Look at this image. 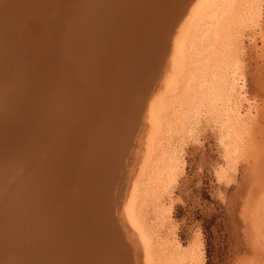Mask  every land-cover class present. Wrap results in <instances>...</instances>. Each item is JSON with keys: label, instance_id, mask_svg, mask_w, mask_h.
Returning <instances> with one entry per match:
<instances>
[{"label": "bare ground", "instance_id": "6f19581e", "mask_svg": "<svg viewBox=\"0 0 264 264\" xmlns=\"http://www.w3.org/2000/svg\"><path fill=\"white\" fill-rule=\"evenodd\" d=\"M173 1L177 2V0ZM173 1L168 3L172 2L174 7ZM180 1V5L179 3L177 5L178 13L174 14L177 18L174 20L170 17L173 22L170 20L163 30V26L155 21L158 24H156L157 29L155 27L157 31L152 30L153 33L151 32L150 35L145 34L144 38L150 40L149 47L154 45L155 49L161 48L163 56L160 62L157 60V68L154 69L155 73L152 75L154 82L150 85L152 86L151 89L148 87L150 89L148 92L151 91L150 94H153L157 87L159 88L160 82L168 81L170 85L174 84L176 86L173 85L174 92L166 97L163 102L164 106L168 108H170L169 105L175 103L177 95L181 94L176 88L187 89L186 91L193 95V102L189 104L184 114V117L186 115L185 119H187L186 134L188 137L192 135L199 122L208 116L219 136V145L223 152L224 165L219 167L215 173V178L218 184L222 183L227 186L231 181L229 175L235 173L237 163L243 158L242 148L254 118L253 102L249 101L245 94L244 81L238 73L237 59L231 60L230 55L233 51L230 50L229 46H225L227 38L224 47L221 46V59L219 63L217 62L220 65L214 67L216 69L212 72L209 71L211 74V77L207 76L210 77L209 80L204 79L202 83L196 86L193 84L195 80L197 81L196 74H199L198 72L201 71L202 74L205 70L207 71V64L210 63L207 59L210 56L208 52L214 47L216 29L227 23L226 29L224 28L221 32L223 37L230 28L229 23L236 30L252 29L260 17V7L257 5V0H242L243 4L238 8L235 5L241 0ZM130 2L133 4L128 5ZM137 3L138 0H0V253L6 247L13 254L18 247L34 248L33 245L42 243L33 252L28 248L32 253L26 249L30 256L27 255V252H24L23 256L25 257L16 255L12 259V264H47L46 255L48 252L45 251L47 240L49 239L50 245L54 246L56 241L51 239L54 235L57 238H60L61 235L62 237L63 235L66 236V239L71 238L73 234L67 237L66 231L69 234L78 225L79 218L76 217H79L81 211L66 216L67 213L64 212L68 210L67 208L63 214L59 211L62 215L56 216L59 219L58 223L55 221L57 224L50 223L56 228L55 230L52 229L53 227H50L52 230L46 228L53 234L50 235L51 232L46 233L48 236L43 234L46 231L44 227V229L42 228L43 222L41 220L48 219L47 216L50 211L47 209L55 201H57V205L61 204L62 196L67 195L66 193H69L70 189L62 185L63 188H66L63 194V188L62 193H60L61 190L60 192H51L49 186L52 184L60 185L62 179L64 180L66 177V171H69L70 168L78 167V170H76V176H71L68 180L70 181L73 177L79 179L80 175L84 176L88 170V165L85 163L95 162L97 159L100 164L101 162L105 163L100 166L103 181L95 184L96 190L94 189L88 200L92 202L93 206H97L95 209L96 216L97 218L100 217L105 229L112 232L109 238L111 243L106 246L107 249H110L109 253L98 257L101 252L96 249L92 252L94 258L91 257L94 261L101 259L102 262V259H105L108 264H132L134 263L132 259L136 260L137 258L139 248L143 246V248L145 247L144 251L147 250L151 237L144 225V220L140 216L141 210H138V203L135 204L132 202L133 200L124 201L126 179L125 182L122 179L125 178L127 168L133 157V145L136 146L135 144L138 143V132L142 130H140L141 126L145 125L144 120L142 123L139 122V117L141 118L142 115L140 112L142 105L148 106L149 94L138 96L139 93L135 90L134 84L139 81L138 77L144 75L138 74L139 71L135 67L139 68L138 65L141 64L133 58L130 59V57L125 56V61L123 59L124 66L129 65V59L133 60L135 66L126 67V71L123 65L120 66L121 69L117 72H122L120 75L125 73V76L121 75L123 77H120L118 73L117 75L122 79H119L116 74H112L114 75L113 78L110 75L112 70L118 69L116 68L118 63L114 64L113 61V56L117 55L118 52L116 49L119 48L117 46L115 51L112 49L114 48L112 44H118L116 43V41L118 42L117 36L115 39L113 30L118 27L119 30L124 31L122 33V30L119 31L124 36L120 34L121 37L118 38L121 39L122 44L119 45L121 48L123 46V50L127 49L126 51H131L133 45H137L134 44L136 43L135 40L137 41V34L142 33V30H139V24L137 25L138 28L137 26H130L129 29L127 27L128 23L130 25L131 22L135 21L133 11L140 9ZM142 10L144 15L147 14L146 9ZM136 12L139 13V10ZM163 20L165 19L163 18ZM160 21L162 23V20ZM156 37L159 42L152 40ZM99 39L100 43L98 44L99 41L97 40ZM105 45L109 48L105 49ZM148 48L142 46V50H140L145 53ZM106 50L112 54H109L111 56L106 61L107 65L104 61L106 66L102 67L103 63L100 62L107 54L105 53ZM149 52L151 51L149 50ZM120 54L118 53V55ZM149 54L151 55V53ZM139 57L136 58L139 59ZM165 58H168L166 65L164 63ZM216 61L218 60L216 59ZM63 66L69 70L67 76L64 75V70H58V67ZM196 81L197 84L199 81ZM105 84L108 87L105 88ZM60 88L62 93L60 92V95L55 97ZM118 88L125 89V91H119ZM145 90L147 92V89ZM167 95L168 92L165 96ZM31 96L38 102L29 104ZM114 101L119 105V107L117 105V109L111 108ZM3 103H6V107L2 106ZM243 105L247 108L245 115L240 112ZM77 109H81V112ZM122 110L126 113L121 116L118 112ZM31 115L37 116L34 118ZM106 115L108 116L102 119ZM70 116L75 120L73 126L63 125L62 119L66 120L65 117L70 118ZM153 118L155 117L153 116ZM33 119H36L35 122ZM41 119L45 120V124L37 125ZM81 119L87 121L84 129L87 128L89 136L96 133L95 137L93 136L94 140L87 143L90 148L87 144L85 150L82 148L86 152L85 154L83 152L82 160L80 159L82 152L79 155L77 153L81 151L80 148L84 145L74 138V134H77L74 132H80L78 123ZM69 121L71 120L68 119ZM82 123L85 124V122ZM43 131L50 133L46 141L37 139ZM82 133L85 134L82 131L79 134ZM124 135L125 138L120 137ZM105 138L108 140L105 141ZM120 141L129 142V146L120 149L122 146ZM75 145H78L76 153L73 152ZM109 145L111 148L103 152V149ZM92 148L99 152H93L97 159L94 157L95 155L92 156L93 153H89V151L92 152ZM175 150L173 149V154L171 152L165 158V165L155 174L157 177L160 176L157 179V186L159 187L173 183L182 170L183 162L180 154L182 149ZM74 153L76 155H73ZM93 157L94 159H91ZM4 158L5 160H3ZM66 158H74V160L70 161ZM100 164L97 162V165ZM118 165L120 167L117 168ZM6 166L9 167L3 171ZM113 168H117V173L115 170L112 171ZM52 172L57 177L55 180L49 179V173ZM115 174L118 175L115 176ZM54 175L52 174V176ZM85 176L83 180L81 179L82 181H87V176L86 179ZM58 177L59 181H57ZM113 179L116 182L112 184ZM77 181H75V185H77ZM84 182L82 183L85 184L86 182ZM79 189H82L81 185ZM63 199L65 200V198ZM67 200H71V196ZM74 201L72 199L71 203ZM139 202L142 203V201ZM69 205L68 208H70ZM74 209L76 208L74 207ZM71 210L73 209L71 208ZM78 210L80 209L78 208ZM74 217L75 220H73ZM75 231L77 232V230ZM74 235L76 234L74 233ZM77 235L79 236V234ZM69 241L71 240L69 239ZM87 243H89V246L87 245L89 249L92 244L94 247L93 240H88ZM84 244L86 245V243ZM63 245L64 247L67 246L62 249L64 256H66L71 253L70 248L72 246ZM60 246L62 247V245ZM56 248L54 249L56 250ZM57 253L60 254L59 251ZM57 253L55 251V255ZM172 255L169 254L168 264H193L197 261L191 253L187 254L180 248H177L174 258H171ZM49 257L52 258L53 256L50 255ZM2 259L3 257L0 256V263H2ZM53 260L51 264L58 263L56 258L53 257ZM10 261L9 264H11ZM72 261L69 262L72 263ZM91 261L93 264V260ZM95 262L100 264L98 261Z\"/></svg>", "mask_w": 264, "mask_h": 264}, {"label": "rangeland", "instance_id": "374dc122", "mask_svg": "<svg viewBox=\"0 0 264 264\" xmlns=\"http://www.w3.org/2000/svg\"><path fill=\"white\" fill-rule=\"evenodd\" d=\"M170 1L171 0L169 1L168 0H138L137 5L140 6V9H136V10L137 11L139 10V13L136 12V10L133 11L134 14L133 19L136 22L130 21L131 24L129 25L128 23L127 26L129 29L130 26H137L139 24L138 25L140 28L139 30H142V33L137 34V41L135 40L136 43L134 44H137L138 46L133 45L132 50H134L135 48L133 52L132 50L131 51L128 50L129 52L126 51L127 49L123 50L122 49L123 46L121 48V46L119 45L121 44L120 42L121 39L118 37H121L120 34L124 31L122 29H121L122 31L119 30L118 27L113 30L116 33V34L113 33L115 35L113 36L114 38L117 36V39L116 38L115 39L118 40V42L116 41V43L118 44H112L114 48L112 47L111 48L113 49V51H115L114 49L118 47L119 48L118 50L116 49V51H118L116 53L117 55L113 56L114 64L118 63L116 67L118 69L112 70L111 71L112 73L110 72L111 77L112 76L114 77L115 74L117 75L118 73L117 71L121 69L120 66L125 65L124 61L126 57H130V59L133 58V60H137L141 64L138 65L139 68H137V66L135 67L139 71L138 74L140 76L141 75L146 76V77L141 76L142 78L138 77L139 81H136L137 83L134 84L135 90L136 92L139 93L138 96L149 94V100L147 102L148 106H144L143 104L140 110L142 115L141 118L139 117V122L142 123L143 122L142 120H144L145 125L143 124L142 125L143 128L142 126L140 128V130L141 129L142 130L141 131L139 130L140 132H138L139 133L138 135L140 137L139 136L137 137V142L139 144L136 143L135 144L136 146L133 145V151H132L133 157L129 163V167L127 168L128 174L126 173L127 177L125 176V178H123L124 180L122 179V181L124 182L126 179V183H125L126 191H124L125 193L124 201L133 200L132 202H134L135 204L138 203L137 205L138 210L139 211L141 210L140 216L142 220H144L143 221L144 225L146 226L149 232V236L151 237L149 241L150 246L148 245L147 250L145 249V251H144L145 247L143 248V246L142 247L140 246L141 248H139L140 250L138 249L137 258L136 260L132 259L134 261V263L132 264H168L169 254H173L171 258H174L175 257L174 253L177 252V248H180L181 251H184L187 254L191 253L194 257H196V260L198 262L196 261V263L193 264H264V0H257L258 2L257 5L260 7V17L257 21L256 26L253 27L252 29L236 30V28H234V26H232V24L229 23L230 28L227 27L229 29L226 32L225 37H223L224 35L221 34V32H223L224 28L226 29L225 25H227V23L222 24L223 28L222 25H220L216 29V39H215L216 41L214 42V47L210 50V52H208L210 56H208L207 58L210 60V61L208 60V62L210 63L213 61L214 62L211 63V65L210 63L207 64L208 65L207 71L205 70V72L204 73L202 72V74L200 73L201 72L200 71L198 72L199 74H196L197 75L196 79L197 81H199L197 84L195 83L196 80L194 81V84L191 83L194 86H196L202 83L204 79L209 80V78L211 77L210 72L216 69L214 67H218V65H220L218 63L220 62L221 59V53H220L221 46L224 47L223 45H225V43L227 42L225 46H229L230 50L232 49L231 51H233L231 52L232 54L230 55L231 60L237 59L236 62L238 65V73L241 75V78L244 81L245 94L247 96V99L253 102V115H254L253 121L248 131V135L245 139V143L242 148L243 158L240 159V161L237 163L235 173L233 175L231 174L229 175L231 181L227 186H224V184L222 183L218 184L215 178V173L217 172L219 167H222L224 165L223 152L219 145V136L216 132V129L213 128V125L210 119L208 118V116H206L207 118H204L201 120V122H199V125L196 126L197 127L196 131L192 134L193 136L189 135L188 137V134H186L185 129L187 128V126L185 124L187 119H185L186 115L184 117V114L186 113L189 104L193 102L192 101L193 95L189 94L190 92L188 91L189 92L188 93L186 91L187 89L176 88V90L178 89L177 91H179L181 94L177 95V98L178 97L179 98L175 99L176 104L174 103L172 105H169L170 108H168L164 106L163 102L166 97L170 96L171 93L174 92L175 90L174 84L170 85L168 81H165L167 83L160 82L159 88L157 87L156 91L154 93L152 92L154 95L150 94L151 91L148 92L152 87L150 85L154 82V77L152 78V75L155 73L156 70L155 68H157V62H158L157 60H159L160 62L163 56L161 53L162 51L161 48L157 47L155 49L154 45L149 47L150 40L144 37L146 35H150L151 32L153 33V31H157L156 30L157 23H160L163 26L162 29L164 30V28L169 24L168 22H170L171 19L175 20L177 18L175 17L176 12L178 13L179 10V8H177L178 7L177 5L178 3L180 5L181 1L179 2V0H177V2L175 3V1L172 0L175 8L171 4L172 2L168 3ZM241 1L237 2V4L235 5L236 8H238L240 5L243 4V1L242 2ZM131 4L133 3L130 2V4L128 5ZM141 8L144 10L146 9L147 14L144 15V13L141 12L142 10ZM165 9L168 11H166ZM168 13L171 14L169 15ZM156 14L158 15V17L155 18V16H157ZM172 14L173 16H171ZM163 18L167 20L165 21L163 20ZM159 20H162V23L161 21L159 22ZM155 21H157V23ZM171 22H173V20H171ZM119 31H121V33H119ZM117 33L119 36L117 35ZM121 35L124 36V34ZM152 40L159 42L157 37ZM97 41H99L98 42L99 44L100 39ZM141 45L143 46V48L149 47L148 50L145 49L146 50L145 53L147 55L144 52H141L142 50ZM106 48L108 49L109 46L105 45V49ZM137 49L139 50L141 49V50L137 51ZM149 50L151 52H149ZM105 53H107L108 56H105L107 55ZM105 53L103 60L100 62L103 63V65L101 64L102 67H105L107 65L106 61L111 56V55L109 56V54H112V52L110 53V51L108 53L107 50ZM118 53L119 54L122 53L120 54L121 57L120 55H118ZM149 53H151V55ZM144 54L146 55V58ZM137 56L138 57L140 56L142 58L139 57L138 59L136 58ZM149 56L151 57L148 58ZM153 58L156 60H154ZM130 59L128 60L129 65L124 66L125 71L127 70L128 67L135 66L133 60ZM216 59L218 61H216ZM167 60L168 58L164 62L165 65L167 64L166 63ZM104 61L106 65H104ZM149 64H151L152 66H150ZM63 67H58L59 68L58 70L59 71L64 70L65 71L64 75L67 76L69 70H67L66 67L64 68ZM120 73L122 72H119L118 74L120 75ZM124 74L121 75L125 76ZM121 75L120 77H123ZM20 76H18V78H20ZM95 76L98 77V75L96 74ZM199 76L202 78L200 79ZM207 76L210 77L208 78ZM127 80H129V78ZM164 84L167 85L168 87L165 86ZM136 85L138 88L136 87ZM106 87H108L107 84H105V88ZM148 87H150V89ZM145 89H147V92H145L146 91ZM117 90L119 91L123 90V92L125 91V89L122 88H118ZM53 91L55 92V90ZM60 92H61V88L58 89L57 95H55V97L56 96L58 97L60 95ZM167 92L168 95L165 96ZM37 102H38L37 99H34L32 96L30 97L29 104H33ZM111 105H112L111 108H116L118 104L116 101H114L113 104ZM2 106L6 107V103H3ZM77 110L81 112V109H77ZM246 110L247 108L243 105L240 110L241 114L245 115ZM148 111L151 116L148 114ZM119 113L122 116L126 112L122 110L118 112V114ZM31 116L35 118L37 115H31ZM107 116L108 115L103 116L102 119L106 118ZM153 116L155 118H153ZM159 116L161 117L160 119ZM65 118L66 120L62 119V122L64 123L63 125L73 126L74 123L73 121H75L74 118L72 116H70V118L68 117ZM68 119L71 121L68 122ZM35 120L36 119H33L34 122ZM44 121H45L44 119H41V121H39L37 125H42L43 123L45 124ZM81 122H85V124L83 123L81 124ZM79 123L78 125H80V127L78 126V129L80 132H74L77 133L74 134L75 135L74 138H76V141L78 140L81 142V144L84 145V147L82 146L80 148L81 151L77 153L79 155L82 152L80 154L81 155L80 159H81L82 156H84V154L86 153L83 151L85 150L84 148H86L88 142H92V140H94L95 137L94 135L96 133L93 134L94 137L92 135L89 136V133L87 132V128L84 129V127L87 124V121L85 119L83 120L81 119ZM81 131L85 132V134L83 133L79 134L81 133ZM77 135L80 136L78 137ZM48 136H50V133L43 131L37 139L46 141ZM120 137L125 138V135ZM107 140L108 138L107 139L105 138V141ZM121 144L122 146L120 147V149H125L129 146V142L126 141L122 142ZM77 146L78 145H75V148L73 150V152L75 151V153L78 149ZM89 146L90 145H88V147ZM110 148L111 146L109 145L107 148L103 149L104 150L103 152L107 151ZM180 148L182 149L180 154L182 156L181 159L183 165H182V170L178 174L176 180L171 184L161 185L160 187L157 186V179L160 176L157 177L155 175L156 172H158L159 169L165 165L164 164L165 158L169 156V154L173 151V149L178 150ZM94 150L92 148V152L89 151V153L96 152ZM75 153L73 155H76ZM94 155L95 153L92 154V156ZM94 157H96L97 159L96 155ZM94 157L91 159H94ZM67 159L69 158H66V160ZM3 160H5V158ZM69 160L73 161L74 158L72 159L70 158ZM97 162L100 164V161H98V159L95 162L85 163L86 165H88V170L84 173V176L85 175L87 176V179L85 176V179L87 181L84 180L86 183L82 181L84 177L83 175H80V177L81 176L82 177L81 178L79 177V179L74 177L71 179L73 180L72 183L74 182L73 183L74 185L71 183V180L70 181L68 180L71 178V176L74 175L76 176L77 173L76 170H78V167H76V168H70L69 171H66L65 176L67 178L65 177L64 180L62 179L63 182V183L61 182L62 184L61 183L60 185L52 184L49 186V191L51 192L53 191L60 192L61 190L60 193H62V188L66 186L70 189H69V193L67 192L66 193L67 195H64L65 197L61 195L62 196L61 204L57 205V201H55L54 204L47 209L48 211H50L49 215L47 216L48 219L49 218L50 219L49 220L47 219L45 221L41 220L43 222V223L41 222L43 225L42 228L44 227L46 231L43 232L44 235H47L46 233L49 234L50 232H51L50 235L53 234L52 231L49 232L48 230L50 227H53L52 229L54 230L56 229L51 224H57L59 222V219L56 216L60 217L63 214L64 210L66 211V208L68 210L70 209V211L67 210L66 212H64L67 213L65 214L66 216L68 215L70 216L80 211L81 212L79 217H76L79 218L78 225H76L75 228H73L74 230L72 229L73 231L71 230V233L68 234V232L66 231L67 237L73 234L71 238L66 239L65 238L66 236L64 235L63 237L61 235L60 238H57V236L55 237L54 235L52 236V238L50 237L52 240L56 241V244L54 246L50 245L49 239L46 242L47 244L45 243L47 247L45 251L48 252L46 255L47 264L49 263L51 264L52 261H54L53 257L58 260L57 264H73V263L92 264L91 260H93V264H97L95 261H98V263L100 264H108V262L105 259H102L103 261L101 262L100 261L101 259H98V257H101V255H104L107 252L109 253L110 249H107L106 246L111 243L109 241V238L112 231L105 229V225L102 223L100 217L97 218L96 216L95 209L97 208V206H93L92 202L88 200L90 198L89 197L90 194H92V192L95 189V184L101 183L103 181V178L101 177L102 170L100 169L101 168L100 166L104 165L105 163L101 162L100 165H97ZM162 163L163 165H161ZM72 164L74 165L73 162ZM7 167L9 166H6L3 171H5ZM116 167L118 168L120 167V165ZM116 169L113 168L112 171L115 170V172L117 173L118 170ZM53 172L49 173V179L51 180H55L57 178L55 177ZM52 174L54 176H52ZM117 175L118 174H115V176ZM57 181H59V177ZM75 181H77L78 186L75 185ZM81 181L84 182L85 184H83ZM111 182L113 184L116 181L113 179ZM80 185L82 186V189H79ZM66 188H63L64 189L63 194L66 191ZM80 191L82 192V195ZM132 194L135 196H133ZM70 196H71V200L72 199L75 200L72 203L71 200H67ZM63 198H65V200ZM135 199L142 201V203L136 201ZM76 201L78 202V204H76L77 203ZM67 203L68 205L70 204L69 205L70 208H68ZM63 204L64 206L66 205V207H64ZM74 207L76 209H74ZM71 208L73 210H71ZM78 208L80 210H78ZM59 211H61L62 214H60ZM76 218L74 217L73 220H75ZM46 228L48 230H46ZM52 229L50 228V230ZM79 229L80 231H78ZM75 230H77L78 233ZM79 232H82L83 234ZM74 233L76 235L79 234V236L74 235ZM69 239L71 241H69ZM88 240L94 241V247H92L93 244L91 245L92 243L91 242L90 245L92 248L90 247L89 249L88 247L89 243H87ZM70 242L72 243L70 244ZM84 243H86V245ZM39 244L40 245H33L34 248L18 247V249L15 250L13 254L10 253L6 247V249L4 251H1L0 253V256L3 257L2 259L3 261L0 264H9V260H11L10 262L12 264L13 263L12 259L15 258L16 255H20L22 257L24 255V252H27V255L30 256L29 254L32 253L33 250H35V248L38 249V247L42 245V243ZM63 244L65 245L68 244L70 245V247L72 246L70 248L71 253H68V255L66 256H64V252L62 249H64L67 246L64 247ZM60 245H62V247ZM86 246H87V251L85 250ZM54 248H56V250ZM26 249H28L30 253ZM48 249L50 250L52 249V250L50 251ZM96 249H98V252L101 253L98 255L97 258L95 257L98 260L94 261L93 259L94 256L92 255V252ZM185 249L187 250L185 251ZM192 249L195 250L192 251ZM55 251L56 253L59 251L60 253L59 255L61 256H59L58 253L57 255H55ZM50 255L53 257L52 258L49 257ZM91 256H93V258ZM82 260H84V263H82ZM69 261H72V263H70Z\"/></svg>", "mask_w": 264, "mask_h": 264}]
</instances>
